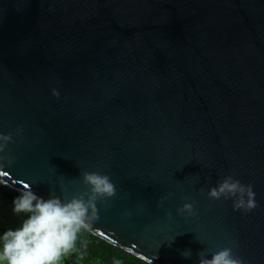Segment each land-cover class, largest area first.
<instances>
[{"label":"water","instance_id":"obj_1","mask_svg":"<svg viewBox=\"0 0 264 264\" xmlns=\"http://www.w3.org/2000/svg\"><path fill=\"white\" fill-rule=\"evenodd\" d=\"M0 133L16 194L108 174L89 232L147 264H264V0H0ZM224 175L257 207L207 198Z\"/></svg>","mask_w":264,"mask_h":264},{"label":"clouds","instance_id":"obj_2","mask_svg":"<svg viewBox=\"0 0 264 264\" xmlns=\"http://www.w3.org/2000/svg\"><path fill=\"white\" fill-rule=\"evenodd\" d=\"M53 95L59 93L53 89ZM16 135L23 132L21 127ZM12 141V134L0 133V153ZM79 179L84 190L70 197L49 194L47 198L25 186L13 198L12 212L22 216L19 226L0 233V264H63L75 251L77 236L90 231L98 215V202L116 195L117 189L111 177L100 171H83ZM211 200H230L234 211L248 213L257 207L251 183H242L233 175H224L207 190ZM179 214L196 215L194 204L183 203ZM181 255L190 257V249ZM196 264H247L232 247L215 251L202 250Z\"/></svg>","mask_w":264,"mask_h":264},{"label":"trees","instance_id":"obj_3","mask_svg":"<svg viewBox=\"0 0 264 264\" xmlns=\"http://www.w3.org/2000/svg\"><path fill=\"white\" fill-rule=\"evenodd\" d=\"M18 194L0 186V198L12 206ZM63 264H147L137 257L106 242L105 240L82 231L78 234L75 251L69 254Z\"/></svg>","mask_w":264,"mask_h":264},{"label":"rangeland","instance_id":"obj_4","mask_svg":"<svg viewBox=\"0 0 264 264\" xmlns=\"http://www.w3.org/2000/svg\"><path fill=\"white\" fill-rule=\"evenodd\" d=\"M22 216L12 212V206L0 198V233L8 228L19 226ZM66 258L64 259V261ZM63 261V263H64Z\"/></svg>","mask_w":264,"mask_h":264},{"label":"snow or ice","instance_id":"obj_5","mask_svg":"<svg viewBox=\"0 0 264 264\" xmlns=\"http://www.w3.org/2000/svg\"><path fill=\"white\" fill-rule=\"evenodd\" d=\"M0 175H7V173L6 172H3V173H0ZM25 186H27V185H25Z\"/></svg>","mask_w":264,"mask_h":264}]
</instances>
